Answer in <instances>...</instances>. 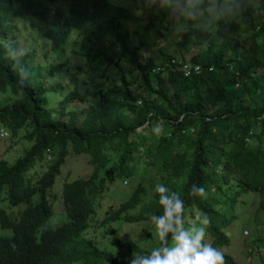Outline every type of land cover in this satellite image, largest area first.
Listing matches in <instances>:
<instances>
[{
	"label": "trees",
	"instance_id": "1",
	"mask_svg": "<svg viewBox=\"0 0 264 264\" xmlns=\"http://www.w3.org/2000/svg\"><path fill=\"white\" fill-rule=\"evenodd\" d=\"M249 2L261 10L259 14L250 10L246 20L222 24L214 34L179 31L177 50L166 54L160 48V58L143 60L149 42L165 40L166 32L177 31L165 12L149 10L148 17L131 30L128 10L112 0H17L15 5L33 16L30 28L36 40L46 41L44 49L49 47L42 57L32 49L21 58L20 64L30 73L22 86L19 70L4 47L11 35L7 16L13 5L0 3V124L14 137L24 130L22 139L30 143L14 163L0 161L2 231L15 226L14 216L2 207L4 201L11 207L29 204L18 221L25 230L14 237L18 247L45 224L53 214L50 192L73 153L88 156L94 171L88 179L65 182L62 198L71 222L59 231L72 232L82 210L123 181L134 183L135 190L106 224L146 223L153 228L150 216L163 214L155 186L163 184L183 199L185 227L197 212L205 213L213 247H229L230 238L223 230L236 219L240 198L257 194L264 208V0ZM71 38L79 45L73 53L103 70L128 61L139 71L141 82L133 88L134 83L122 75V83L97 85L87 108L76 110L78 101L87 103L85 96L77 91L61 96L59 85H49L46 76H55ZM193 50L197 53L187 60L185 55ZM173 59L199 64L204 70L185 77L173 69ZM211 67L213 71L208 70ZM236 72L243 76L238 89ZM57 98L62 101L54 107ZM157 125L160 133L153 131ZM193 184L206 194L190 195ZM254 244L264 247V236L256 234ZM123 246L137 255L151 252L127 242ZM93 252L92 244L78 235L71 256L59 264H128L130 259L110 254L96 259ZM14 256L0 234V264H15ZM224 256L226 264H238L232 256Z\"/></svg>",
	"mask_w": 264,
	"mask_h": 264
},
{
	"label": "clouds",
	"instance_id": "2",
	"mask_svg": "<svg viewBox=\"0 0 264 264\" xmlns=\"http://www.w3.org/2000/svg\"><path fill=\"white\" fill-rule=\"evenodd\" d=\"M16 1L12 0L8 3L7 0H0V3L4 6L13 5L7 16V26L11 35L6 39L7 43L4 47L7 57L15 62V67L19 70L22 86L24 80L30 75L29 71L20 64L27 49L19 46L20 38L13 33L26 27L32 37L35 39L37 37L30 28L33 16L23 7L15 5ZM144 4L149 9L167 13L177 31L196 29L210 34L216 33L222 24L239 23L246 20L245 14L250 10L257 14L261 11L259 8L253 7L249 0H144ZM10 43H17V46ZM45 46H47L46 41L43 42L42 47ZM48 49L49 47L45 50ZM153 131L160 133V126L157 125ZM0 134L1 136L7 135L8 131L1 128ZM133 186H135L134 183ZM112 188L107 191L109 195L105 199L101 198L105 193H101L92 204L82 210L75 219L74 230L69 233L59 231L60 228L71 222L62 198L63 188L61 194L55 193L53 188L48 200L52 207V216L44 225L36 227L29 233L21 247L17 246V240L14 237L25 234L24 228L18 226V221L29 204L21 203L17 207H11L8 201H4L2 207L8 214L14 216L15 226L6 231H2L0 226V234L3 244L11 246L15 255V264H59L71 256L78 235L84 241L92 244L94 258H106L109 254L118 258V254L121 252L120 248L126 247L123 246L126 245V242L130 243L129 236L118 238L117 236L120 234H111L112 232H121L124 223L114 222L107 225L106 222L109 216L129 199V196L128 199L121 201L120 199L124 197L113 196ZM131 189L133 190L134 187ZM155 192L159 194V204L163 207V214H152L150 220L156 228L161 244L153 248L150 254L132 255L128 264H226L224 253L213 247L211 243L204 242L206 227L210 223L208 216L205 213L197 212L192 223L185 227V204L180 195L177 192H170L163 184H157ZM189 194L203 197L206 193L203 187L193 184ZM56 212L63 213L64 220L52 227L49 222ZM93 228L99 229L100 239L89 235ZM169 236L171 243H169ZM66 241H68V245H66Z\"/></svg>",
	"mask_w": 264,
	"mask_h": 264
},
{
	"label": "rangeland",
	"instance_id": "3",
	"mask_svg": "<svg viewBox=\"0 0 264 264\" xmlns=\"http://www.w3.org/2000/svg\"><path fill=\"white\" fill-rule=\"evenodd\" d=\"M112 1L119 7L128 10L131 30L137 28V22L148 17V12L151 10L145 6L144 0ZM156 12L161 13V11ZM13 34L20 38L19 46H23L27 51L36 49L40 57L47 52L42 47L43 42H38L32 37L26 27L15 31ZM165 36V40L163 38L157 39L154 37L156 40L149 42L150 46L147 47V51L142 53L143 60H145V57L152 58L153 56L160 58V48H162L166 54L173 53L178 49L176 42L177 39H180V32L175 31L174 34L166 32ZM74 43L73 38H71V43L68 45V50L65 52V59H60L57 62L58 67L54 70L55 76L53 77L51 74H46V76L49 85H59L58 90L61 96H66L73 91H77L85 96L87 103L78 101L74 104L76 110L81 111L82 109L87 108L97 85L105 84L103 87H112L116 82H121L122 75H126L129 78V81L134 83L133 88L136 87V82H141L139 71L134 70L130 62L123 61L120 68L108 66L103 70V67H101L100 64L91 63L79 53H73L75 50H79V45H75ZM114 50L116 51V57H119L121 54L118 49L114 48ZM196 53L197 50H193L190 54H186L185 57L189 60ZM54 59L56 60V58ZM64 60L65 62H63ZM59 64H65V66L59 68ZM42 69H45V67L42 66ZM103 73L105 74L102 75ZM49 76L52 77L53 80H51ZM90 76L93 77L90 78ZM152 76L153 84L155 85L156 80H154V75ZM61 101V98L53 100V106L57 107ZM1 128L2 126L0 124V130ZM141 129L142 128H140L139 131H141ZM24 134V130H22L17 137L11 136L9 131L7 135L1 136L0 134V161L6 160L10 163H14L15 160L24 155L26 148L30 147V143L22 139ZM31 169L32 168L28 171L29 175L34 173V170ZM93 171L94 166L91 165L88 156H77L71 153L67 158L66 164L62 167L61 176L56 179L54 192H59L61 194L63 183L65 181L72 182L77 179H88L91 177ZM122 183L123 184L118 182L115 187L112 188V194L117 198L124 197L120 199L121 201H124L128 199V196L130 197L133 194L135 186H133V184L131 185L130 182L123 181ZM145 185L149 186L147 182H145ZM131 187H134V189L132 190ZM108 195L109 193L106 192L101 198L105 199ZM261 202L262 198L257 194L249 193L243 195L235 209L236 219L223 230L230 238L231 243L229 247H224L220 250L224 254L232 256L238 264H264V247L261 244L258 246L254 244L256 234H258V236H264V208L261 206ZM63 220L64 214L56 212L54 217L50 220L49 225L55 227ZM189 220L193 221L190 218ZM146 226V223H141L140 225L125 224L121 228V232L117 231L112 232L111 234H120L117 236L118 238H120V236H129L130 243L137 244L140 249L152 250L160 240L156 228H147ZM114 227L115 225L113 228ZM246 231L249 232V234H245ZM254 231H257V233L252 235ZM89 235L94 236L97 239H100L101 237L98 228H93ZM204 242L212 243V238L206 234ZM120 251L118 258H131V256L134 255L133 252L128 251L127 247L120 248Z\"/></svg>",
	"mask_w": 264,
	"mask_h": 264
},
{
	"label": "built area",
	"instance_id": "4",
	"mask_svg": "<svg viewBox=\"0 0 264 264\" xmlns=\"http://www.w3.org/2000/svg\"><path fill=\"white\" fill-rule=\"evenodd\" d=\"M171 65L175 71H180L185 77H190L193 74L200 75L204 70L203 66L199 64H191L188 61L180 59L171 60ZM208 70L213 71V67L209 68ZM229 70L234 72V66L229 65ZM155 71L160 72L161 68H157ZM242 79V74L240 72H236L237 82L235 84V89L240 88ZM246 234H248V232H246Z\"/></svg>",
	"mask_w": 264,
	"mask_h": 264
}]
</instances>
